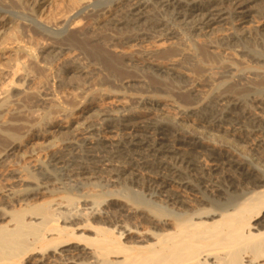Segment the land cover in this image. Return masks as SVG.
Instances as JSON below:
<instances>
[{
  "label": "bare ground",
  "instance_id": "obj_1",
  "mask_svg": "<svg viewBox=\"0 0 264 264\" xmlns=\"http://www.w3.org/2000/svg\"><path fill=\"white\" fill-rule=\"evenodd\" d=\"M51 1L0 0V55H5V44L10 39L14 42L20 40L16 37V32L14 33V27L21 33V36L18 35L20 37H26L27 31H39L48 33L49 36L55 35L57 38L69 32L72 25L75 27L72 29L74 31L79 27V22L89 19L93 20L99 30L108 28L107 31H110L112 28L109 27H113L118 32L123 31L133 36H148L151 33V36L168 35L171 36L170 40H174L173 32L167 33L169 30H165V25L159 21L157 14H161V11H164V15L170 10L171 14L168 16L171 15L176 25H183L187 28L185 30L200 32V35L206 36V33L209 34L212 30L214 32L229 19L244 25L250 18V11H253L257 4L254 7L251 5L259 2L71 0L69 8H66L63 15L60 14L59 20L56 19L54 28H48L43 25L42 17L52 4ZM15 10L24 11V18L30 25L17 24L15 20L20 17ZM263 28L264 25L244 26L240 29L239 36L233 37L226 33L227 35L220 36L219 40L230 42L234 38L248 39L255 31H263ZM74 34L76 36V33L71 31L68 38L70 45L86 50L91 57L101 61L115 73H124L122 64L125 62H122V56L116 54V51L113 53L110 49L108 52L102 46L96 45L98 43L92 45L87 38L80 40L78 33L80 39ZM135 37L137 39V36ZM55 38L53 40H57ZM125 40L129 41V38ZM137 40L134 43H137ZM157 42L151 49H147L148 55L169 60L177 53L184 50L186 52L185 47L178 45L176 41ZM29 50L31 52L27 51L25 54L33 57L34 50ZM189 50L191 51L190 47ZM207 52L208 50L205 54ZM207 54L209 55V52ZM212 54L216 60L222 55L214 50L210 53ZM19 56L18 53L15 55L17 64L21 61ZM231 58L234 59L235 56ZM170 62V65H162L158 72L175 78L180 77L175 72V67L180 62L178 59ZM257 76L259 78V75ZM247 79L252 83L254 81L252 78ZM248 80L246 82L250 86ZM260 84L264 86V76ZM40 101L51 110L59 107L54 101ZM223 101L221 100L217 107L213 105L202 110L205 116L202 132L197 129L189 132L179 128L169 132L171 129L159 128L152 122L151 116L163 111L168 102L152 99L146 101V108L132 113L133 115H105L108 129L116 128L117 131V128L121 127L125 131L123 136L103 137L93 141L89 134V137L84 139L90 148L104 146L116 149V153L129 157L128 166L114 167L109 169V172L113 174L111 178L116 179L112 181L113 184L144 186L145 192L142 197L139 195L138 200L137 194L135 200L129 194L111 190V186L89 190V183L72 185L73 176L66 172L68 166L62 165L64 161L59 157V152L54 153V159L48 166L42 159L32 157L34 160L30 161L25 169H11L13 171L10 174L14 177L15 184H20L22 189H0V264H264V167L261 163H253L255 161L252 159H245L237 152L236 143L228 139V136L244 139L253 150L260 149L264 141L238 126L244 120L258 125L260 114L264 116V100L256 107L260 111L259 119L257 114L254 116L256 112L252 111V115L248 106L246 109L236 99ZM115 103L117 107L124 109L127 106V102L120 98ZM76 119L68 115L57 118L44 131L39 130L34 136L48 142V145L51 144L55 149L59 146L60 137L71 132L90 131L91 128L83 129ZM261 120L264 122L262 117ZM27 144L28 142L24 147H27ZM82 170L85 171V168H81L80 175L84 173ZM37 176L41 178L40 183H35L39 182ZM54 185L59 188L55 189L57 193L52 195L51 186Z\"/></svg>",
  "mask_w": 264,
  "mask_h": 264
},
{
  "label": "rangeland",
  "instance_id": "obj_2",
  "mask_svg": "<svg viewBox=\"0 0 264 264\" xmlns=\"http://www.w3.org/2000/svg\"><path fill=\"white\" fill-rule=\"evenodd\" d=\"M70 1L52 0V4L48 6V10L46 9L42 17L43 25L48 28H54L55 23H57L56 19L59 20L63 12L69 8ZM251 6H255V8H253V11H250V18L247 19L244 25L241 22L235 23L234 20L229 19L230 21L224 22L223 26L219 25L220 28L217 27L218 29H215L214 32L212 30V33H209L211 37L207 33L206 36H204L205 34L200 35V32H191L189 29L185 30L187 28L183 25L184 29L180 24L176 25L171 15L168 16L171 14L170 10H168L169 13L166 11L167 13L164 15V11H161V14L159 12L157 16L159 21L165 25L164 29L169 30L167 33L173 32L174 40H170L171 36L168 35L158 36L159 34H152L151 36V33L148 36L140 34H134L133 36L120 31V34L118 30L116 31L113 27L107 26L114 31L112 34L113 31L111 29L107 31L108 28L99 30L97 25L93 23V20L89 19L79 22V30L77 28L73 31L72 29L75 27L72 25L69 27V32L57 38L54 37L55 35L49 36L48 33L41 31V33L39 31H30L32 34L27 31L26 37L22 36V38L20 37L21 33L16 31V27H14V33L16 32V37L20 40L14 42V40L10 39L5 44V48L7 49L5 55H0V189H22L20 188V184L18 186L17 183L15 184V179L10 172L17 168V170L25 169L36 158L42 159L45 165L48 166L54 159V153L59 152V157L63 158L64 161L62 165L68 166V169L66 167V172L73 176L72 181L74 182L72 185L89 183L91 185L88 188L89 190H100L111 186V190L129 194L133 199H135V195L137 194L136 198L138 200L140 198L139 195L142 197L145 192L144 186L142 187L140 184L127 185V183L113 184L112 181L116 179L111 178L113 174L109 172L114 167L123 168L128 166L130 163L129 157L123 153H116V149L104 146L90 148L86 145L84 139L91 136L90 138L93 137V141H98L99 138L103 137L123 136L125 131L121 127L117 128V131L116 128L108 129V126L105 124V115L107 117L113 113L133 115L146 108V101L148 100L161 99L165 100L166 103L168 102L167 107L163 111H160L161 113L159 111L156 114L153 113L151 119L159 128L171 129L169 132L177 128L189 132L197 129L199 132H202L204 130L203 121L205 117L202 110L206 107H213V105L214 107L219 106L221 100L236 99L238 103L242 104L241 106H248L249 109L247 107L246 109L252 115L253 112H256L254 116L257 114L256 116L259 119L258 114H260V111L256 107H258L260 101L264 100V86L260 84L261 78L264 76V30L255 31L252 37L248 39L234 38L230 42L219 40V37L225 36L226 33H229L228 35L233 37L239 36L241 34L240 29L244 26L264 25V0H259V2L257 1V3H253ZM15 12L20 17L15 20L17 24L24 23L30 25V22L24 18V11L15 10ZM71 31L72 33H76V36L75 34L74 36L76 38L79 36L81 39H78L80 40L87 38L92 45L98 43L96 45L102 46L108 52L111 51L110 49L113 50V53L116 51V54L122 56V62H125L122 64V71L124 73H120L121 75L118 72L115 73V71L108 69L101 61L91 57L92 55L90 56L86 50L70 45L68 38ZM19 34L20 36H18ZM85 35L88 37H85ZM128 35L129 37H127ZM154 36H156L155 40ZM54 38L57 40H53ZM125 38L127 40L129 38V41H126ZM132 40L133 42H131ZM136 40L137 43H134ZM160 40L163 41L160 42ZM164 41L167 43H174L176 41L178 45L183 46V48L185 47L186 52L184 50L177 53L175 57L169 58V60L168 58L160 56L152 57V55L147 54V51L156 42L158 44ZM203 46L204 50L201 48ZM25 47L27 50L23 49ZM189 47L191 51H188ZM31 48L34 50L32 52L33 57H28L25 53L27 51L31 52L29 50ZM207 50L209 55L213 50L219 55L222 54L220 55L221 58L219 57L220 59L216 60L217 58L213 54L209 58L208 52L205 54ZM17 53L21 59L18 64L15 62V55ZM233 56H235L234 59L231 58ZM236 57L239 59L236 60ZM176 58L180 64L178 63L177 67H175V72L180 77L175 78L174 76L158 72L162 65H170L169 62L177 60ZM222 59L224 60L223 62ZM220 62L221 64H219ZM257 75H259V78ZM247 78H252L254 80L253 83ZM247 80L250 86L246 82ZM258 86L259 88H257ZM178 97L179 99H177ZM188 97L189 99L187 100ZM119 98L127 102L125 109L117 107L115 102ZM43 99H46L47 102L49 100L54 101L59 107L51 110L45 103L42 104L43 102L40 100ZM258 99L260 100L258 101ZM252 107L256 109H252ZM67 115L68 117L77 118L78 120H76L82 124L83 129L88 130V128H91L92 130L90 129V131L93 133L90 131H79L62 136L58 140L59 146L55 148L56 150L51 144L48 145V142L39 140L34 136L39 130L42 131L43 129L44 131L57 118H64ZM261 117L264 119V116L260 114L258 125L244 120L238 128L249 131L254 137H258L260 141H264V122L261 120ZM83 133L85 137H83ZM12 136L14 137L12 138ZM228 139L233 141L234 144L236 143L235 145L238 147L237 152L245 159H249V161L252 159L255 161L253 163H261V166L264 167L263 142L260 147L262 150L259 148L253 150V147H249L243 141L244 139L230 136H228ZM27 142V147H24ZM226 146L228 147V145ZM81 168H85V171L82 170L84 172L82 175L79 174ZM71 171L76 174H73ZM38 177L39 182L35 181V183H40L41 178ZM21 187L25 188L23 185ZM58 188V185L51 186V190H53L51 194L57 193L55 189ZM49 197L48 195L47 199ZM11 205L15 207V205Z\"/></svg>",
  "mask_w": 264,
  "mask_h": 264
}]
</instances>
